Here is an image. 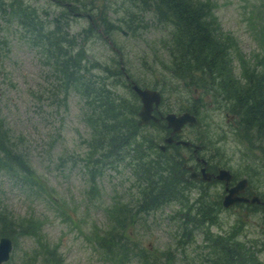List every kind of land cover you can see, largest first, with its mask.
<instances>
[{"label": "rangeland", "instance_id": "obj_1", "mask_svg": "<svg viewBox=\"0 0 264 264\" xmlns=\"http://www.w3.org/2000/svg\"><path fill=\"white\" fill-rule=\"evenodd\" d=\"M13 1L5 0L7 4ZM20 1L35 7L47 28L61 25L62 33H68L67 37L72 41V54L86 48L84 57L86 54L88 58L82 60L83 63L90 59L89 66L96 61L102 64L95 72L111 66L122 72V77L113 79L118 85L112 90L134 105L135 121L141 103L131 89L132 83L142 89L160 92L158 109L161 114L188 111L194 114L197 123L184 126L176 137L190 142L191 147L166 143L169 130L164 120L141 126L138 138H132L143 145L150 159L170 163V170L165 175L173 166L186 164L185 172L172 174L184 194L176 187L178 195H172L175 200L161 202L149 213L137 210L135 185L143 176L134 171L140 164L138 153L129 151L115 161L113 157L105 160L106 165L95 177L96 185L102 191L95 192L96 201L91 202L94 196L89 192L93 184L92 172H89L85 158L89 157L88 151L91 153L88 143L99 133H93L85 121L90 114L88 100L73 89L66 97L64 93L55 92L57 79L53 73V59L48 57L41 42L31 41L34 35L29 30L18 26V22H7L0 11V25L6 28L0 35L8 36L10 40L8 53L0 57V118L12 140L25 151L32 170V178L28 177L31 180L26 179L28 173L23 175L28 182L22 186L12 184L8 172L0 171V238L8 236L13 242L10 259L3 264H25L29 258L33 259L37 250L40 254L38 239L42 240L41 244L45 243L42 253L47 247L57 248L60 264H111L104 252L99 253L95 234L122 214L119 212L121 207L114 205L117 200L132 202L133 211H137L134 221L126 228L131 242L162 254L165 251L174 257L176 264H209V260L218 257L207 254L208 237L232 234L234 238L231 239L244 243L243 251L254 259L250 264H264V206L238 203L224 207L223 182L191 178L187 169L193 166L198 171L202 167L206 173H216L218 168H226L234 175L232 183L237 179L247 180L246 196L252 198L253 191L264 203V152L242 143L241 135L235 131L234 118L226 112L224 104L214 100L213 91L202 92L199 88L194 92V86L186 87L183 80L172 75L168 50L171 51L173 46L168 44L166 47L162 42V38H169L172 28L157 22L155 13L141 3L129 6V0ZM212 1L216 3L213 14L219 29L235 42L237 55L232 65L236 74H240L243 62H252L255 54L264 52V40L261 42L264 0ZM104 16L109 24H114L110 32L106 29ZM131 19H137L133 22L135 25L144 24L135 34L129 28ZM96 30L100 36L95 35ZM64 47L69 49L70 46ZM109 124H113L111 120ZM143 139L146 142L152 140L154 146L156 143L166 145V149L147 148L149 143L145 145ZM197 149L199 153L192 154L191 151ZM204 158L209 161L207 169ZM188 178L195 184L185 185ZM186 197L189 204L194 200L205 201L207 204L200 207V214H207L214 223L208 219L199 223L197 219L196 223L188 224L189 229L195 224L197 227L193 232L194 242L191 239L184 251L176 236L185 231L184 220L178 217L188 207ZM179 202L185 206L181 207ZM28 218L33 221V237L23 232V219ZM55 258V254L39 255L36 264L43 260L52 264Z\"/></svg>", "mask_w": 264, "mask_h": 264}, {"label": "trees", "instance_id": "obj_2", "mask_svg": "<svg viewBox=\"0 0 264 264\" xmlns=\"http://www.w3.org/2000/svg\"><path fill=\"white\" fill-rule=\"evenodd\" d=\"M129 1L131 7L137 5V2L148 7L155 13L157 22L172 28L169 38H162L166 47L168 44L173 46L171 51L167 49L170 54L169 68L172 75L176 76L178 80L186 82L188 87L194 86V89L197 90L201 88L200 91L202 92L213 91L214 100L224 104L227 108L226 112L234 118L236 122L235 131L241 135L242 143L264 152V52L255 54L252 62H243L240 74H236L232 64L233 58L237 55V48L235 42L232 41L233 38L229 34L221 32L216 23V17L213 14L216 7L214 1ZM0 9L2 16H6L4 19L7 22L11 24L18 22V26L29 30L34 35L31 41L34 43L41 42L48 57L53 59V73L57 79L55 92L64 93L66 97L69 91L73 89L88 100L90 114L85 121L93 133L97 132L100 135L99 137L97 134L98 136L94 137L91 143H88L91 153L88 151L86 155L89 157L85 158L88 161L86 166L89 168V172H92L90 179L93 184L89 188L91 195L102 191V188L96 185L95 177L96 174L101 173L106 165L105 160L113 157L112 159L115 161L120 156H125L124 154L129 153V151L138 153L141 165L137 164L134 171L143 176L141 180L137 179L135 185L137 190L135 208L137 210L149 213L158 208L161 202L168 203L175 200L172 195H178L175 190L176 187L180 194H184L180 191V183L176 184L175 178L172 176L173 173L182 174L185 172L182 164L173 166L171 172L165 175L170 170L168 169L170 163L162 159L159 161L150 159V155L146 154L143 145L132 140V138H138L139 128H141L134 118V105L131 106L126 99L112 90L118 85L113 79L122 77V72L116 69V66L95 72L100 69L102 64L96 61L91 62L89 66L90 59H88V63H83L82 60L88 58L86 54L84 57L86 48H81L78 54H72L71 50L74 48L72 41L67 37L68 33H62L61 25L58 24L52 28H47L45 21L41 19L35 7L26 5L20 0H14L9 4L5 0H0ZM261 15L264 17V6ZM135 20L137 19H131V22H128L131 23L129 28L133 34L144 25L140 22L136 25L133 24ZM104 21L106 22V29L110 32V28L114 24H109V20L105 16ZM2 30H6V28L0 25V31ZM261 30L264 33V29ZM94 32H96L95 35L100 36L97 30ZM263 40L264 37H262L261 42ZM9 42L8 36L0 35V57L8 53ZM64 46L70 47L68 49ZM99 72L100 75L97 74ZM85 73H87L86 76ZM102 73L105 74V77L102 76ZM109 120L113 124H109ZM122 129L126 131L122 132ZM147 142L149 143L147 148H155L152 140H147ZM147 142L145 141L144 144L147 145ZM19 146L16 140H12L9 130L5 128L4 121L0 118V170L8 172L9 179L13 181L12 184L19 183L22 186L28 182L23 175L28 173L26 179L31 180L28 177L32 178L30 176L32 170L28 165L25 151ZM106 150L107 152L104 154ZM191 183L194 181L190 178L184 181V184L188 186ZM185 200L188 207L178 217L184 220L185 231L182 235L176 236L179 237L178 245L182 246L184 251V246L190 245L191 239L194 242L193 232L197 227L195 224L189 229L187 228L188 224L196 223L197 219L199 223H203L207 219L210 220V223H214L207 214L206 216L200 214V207L207 204L205 201L200 203L199 200H194L189 204V198L186 197ZM95 201L96 196L94 195L91 197V202ZM179 204L181 207L185 206L183 202H179ZM114 205L121 207L119 212L122 211V214H118V218L114 217V222L106 229L95 234L99 253L104 252L111 264H173L175 262L174 257H170L165 251L162 254L156 249H147L140 244L131 242L132 239L126 232V228L134 221L137 211H133L132 202L117 200ZM111 207L114 210L113 204ZM194 211L195 213H193ZM1 219L2 216L0 215ZM23 221L25 223L24 234L33 237V221L31 218L23 219ZM212 237H208L209 251L207 254L217 255L218 258L210 261L208 257L209 264H248L254 262V259L248 257L243 251L244 243L242 245L231 239L234 238L233 234L227 237ZM41 242L42 240L38 239L40 254L37 250L34 256L35 260L29 258L25 264H36L39 255L46 256L47 254H55L56 258L52 264H60V254L57 248L47 247L42 253V245L45 243L41 244ZM39 264H48V262L43 260ZM185 264L193 263L187 262Z\"/></svg>", "mask_w": 264, "mask_h": 264}, {"label": "water", "instance_id": "obj_3", "mask_svg": "<svg viewBox=\"0 0 264 264\" xmlns=\"http://www.w3.org/2000/svg\"><path fill=\"white\" fill-rule=\"evenodd\" d=\"M126 35V32H124ZM132 89L136 92V94L139 96L141 101V106L138 111L139 119L137 120V124L139 126L148 123L150 120L158 121V117H156L152 111L157 109L158 104L161 100V94L157 90H150L148 88H140L135 83H132ZM165 120L167 123V127L171 128L170 136L165 138L166 143H170L172 140V135L178 133L181 131L182 126L186 123L189 125L196 123L197 119L196 117L189 113V112H183V113H167L165 115ZM177 143H181L184 145H188V141H179ZM165 145H159V148L163 150ZM186 164H184V167ZM188 170H190V177L191 178H198L200 177L203 180H210L212 177H215L220 180H225L226 185H228V182L232 179L233 175L228 169L221 168L219 169L217 174L212 173H206L204 168L201 169V172H195L192 168V166L187 167ZM201 173V175H200ZM247 184V180L245 178L240 179L233 187L227 189V193L224 195L222 199V205L224 207H230L236 203L239 202H258L260 203L259 198L253 194L251 199H248L245 196L240 195L244 191V187ZM12 241L9 237L3 236L0 238V264L6 262L9 259L10 252L12 251Z\"/></svg>", "mask_w": 264, "mask_h": 264}, {"label": "flooded vegetation", "instance_id": "obj_4", "mask_svg": "<svg viewBox=\"0 0 264 264\" xmlns=\"http://www.w3.org/2000/svg\"><path fill=\"white\" fill-rule=\"evenodd\" d=\"M184 85L186 86V87H188V84H186V83H184ZM194 92H197V89L195 88L194 89ZM208 104L210 105V102H208ZM152 113L156 116V117H158V121H154V123H160V121H162V120H164L165 121V119H164V116L165 115H163V114H161V112L159 111V109L157 108V109H155L154 111H152ZM197 123V122H196ZM196 123H193V124H191V125H189V124H186L187 126H193L194 124H196ZM186 125H183L182 126V131H183V128H184V126H186ZM165 127L169 130V132H168V136L167 137H169L170 136V129H169V127H167V124L165 123ZM177 135L178 134H174V135H172V140H171V142L169 143V144H180V145H182L181 143H177V142H179L180 140H182V139H179V138H176L177 137ZM166 138V137H165ZM186 141V140H185ZM159 145L160 144H158V143H156V147L159 149V150H161L160 148H159ZM191 143L189 142V144H188V146H190L191 147ZM166 149V145H165V147H164V149L163 150H165ZM162 151V150H161ZM192 152V154H195V153H199V151H198V149H197V151L196 152H193V150L191 151ZM208 159L207 158H204V162H203V164H204V166H205V168L207 169V166H208ZM185 164V163H184ZM184 164H183V166L182 167H184ZM201 167V166H200ZM199 167V168H200ZM209 167V166H208ZM192 168H193V170L195 171V172H201V169H202V167L197 171L193 166H192ZM218 168V167H217ZM209 169V168H208ZM219 169H221V168H218L217 169V171H216V173H212V174H217L218 173V171H219ZM210 170V169H209ZM232 173V172H231ZM233 175V174H232ZM198 178H200V177H198ZM213 179H217V178H215V177H212L211 178V180H213ZM218 180H220V179H218ZM234 180V175H233V177H232V179L228 182V185H226V181L225 180H220L221 182H223V184H224V191H225V194L227 193V189H229V188H231V187H233L240 179H237L234 183H232V181ZM245 188H247V187H244V191L242 192V193H240V195H242V196H245V197H247L248 199H251V198H249L248 196H246L245 194V191H246V189ZM251 194H252V196H253V194H255L253 191L251 192ZM248 204H259V205H262V206H264V203L262 202L261 203V201H260V203H257V202H254V203H250V202H247Z\"/></svg>", "mask_w": 264, "mask_h": 264}, {"label": "bare ground", "instance_id": "obj_5", "mask_svg": "<svg viewBox=\"0 0 264 264\" xmlns=\"http://www.w3.org/2000/svg\"><path fill=\"white\" fill-rule=\"evenodd\" d=\"M251 203V202H250ZM252 203H254V202H252ZM258 203V202H257Z\"/></svg>", "mask_w": 264, "mask_h": 264}]
</instances>
